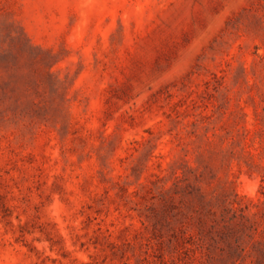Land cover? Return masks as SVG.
Masks as SVG:
<instances>
[{"label": "rangeland", "instance_id": "rangeland-1", "mask_svg": "<svg viewBox=\"0 0 264 264\" xmlns=\"http://www.w3.org/2000/svg\"><path fill=\"white\" fill-rule=\"evenodd\" d=\"M0 264H264V0H0Z\"/></svg>", "mask_w": 264, "mask_h": 264}]
</instances>
